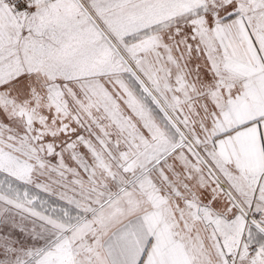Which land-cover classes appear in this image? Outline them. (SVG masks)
Masks as SVG:
<instances>
[{
  "label": "snow or ice",
  "instance_id": "obj_1",
  "mask_svg": "<svg viewBox=\"0 0 264 264\" xmlns=\"http://www.w3.org/2000/svg\"><path fill=\"white\" fill-rule=\"evenodd\" d=\"M0 264H264V0H0Z\"/></svg>",
  "mask_w": 264,
  "mask_h": 264
}]
</instances>
